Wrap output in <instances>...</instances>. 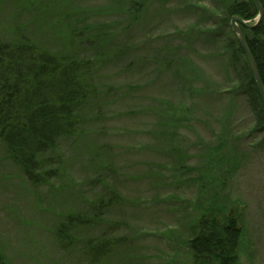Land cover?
I'll use <instances>...</instances> for the list:
<instances>
[{
	"label": "rangeland",
	"instance_id": "rangeland-1",
	"mask_svg": "<svg viewBox=\"0 0 264 264\" xmlns=\"http://www.w3.org/2000/svg\"><path fill=\"white\" fill-rule=\"evenodd\" d=\"M235 1L0 0L1 42L91 70L76 133L42 158L54 179L30 184L0 142V264H86L88 239L115 243L97 264H189L190 228L202 216L237 222V263L264 264V154L238 140L245 121L236 128L235 108L218 96L228 79L211 55L223 45L183 47L199 82L177 73L171 54V68L154 62L159 43H177L178 28L204 25L198 10L226 44L233 31L224 17ZM223 138L234 139L233 150L218 149ZM111 194L117 201L96 211ZM95 213L99 223L74 230L71 249L57 243L54 230L68 215Z\"/></svg>",
	"mask_w": 264,
	"mask_h": 264
},
{
	"label": "trees",
	"instance_id": "trees-1",
	"mask_svg": "<svg viewBox=\"0 0 264 264\" xmlns=\"http://www.w3.org/2000/svg\"><path fill=\"white\" fill-rule=\"evenodd\" d=\"M258 1L264 9V0ZM198 12L206 16L204 25L195 23L192 28H178L177 43L174 39L159 43L156 48L158 58L154 62L160 67L171 68L167 59L171 54L177 58V73L184 72L190 81L199 82L202 73L184 56L183 47L215 46V51H220L218 44H222L224 52H214L211 59L218 69L225 71L228 80L232 72L234 80L231 83L227 80L218 96H226L235 108L230 116L236 128L240 119L245 121L235 131L238 140L246 147L263 149L264 154V104L245 55L235 34L231 33L225 44L209 31L213 22L208 11ZM233 16L252 21L257 16L256 6L252 0H236L226 11V24ZM243 33L264 87V24L260 22L253 29H243ZM87 65L56 56L32 44L0 41V142L33 186L46 185L56 177L54 170L45 169L46 161L42 158L55 149L60 139L72 137L77 131L78 112L91 96L86 83L91 70ZM234 84L238 91L232 93L230 87ZM189 94L194 93L189 91ZM237 110L240 112L236 113ZM233 130L229 127V135ZM231 140L234 139L218 140V149L226 153L233 150L236 143ZM116 201L115 194H111L108 200L99 199L94 209L97 207L96 211L101 212ZM98 219L97 213L92 218L83 214L68 215L54 230L57 243L66 250L71 249L75 242L72 232L78 227H93L99 223ZM190 231L189 264H238L236 253L243 232L237 222L228 219L219 223L202 216ZM114 245L112 239H88L84 242L82 257L86 264H97L112 253Z\"/></svg>",
	"mask_w": 264,
	"mask_h": 264
},
{
	"label": "water",
	"instance_id": "water-1",
	"mask_svg": "<svg viewBox=\"0 0 264 264\" xmlns=\"http://www.w3.org/2000/svg\"><path fill=\"white\" fill-rule=\"evenodd\" d=\"M253 3L255 4L257 11H258V15H257V20L256 23L254 25H249L248 21L243 20L242 18L238 17V16H233L231 18V27H232V31L233 33L236 35L238 43L245 55V58L247 60V63L249 65V68L252 72L255 84L260 92V95L263 99V104H264V87L261 83V80L259 78V74H258V70H257V66L255 64V61L252 57V54L246 44L245 41V37L243 35L242 29L241 28H248V29H253L254 27H256L259 22L261 21L263 14H264V9L263 6L259 3L258 0H252Z\"/></svg>",
	"mask_w": 264,
	"mask_h": 264
}]
</instances>
